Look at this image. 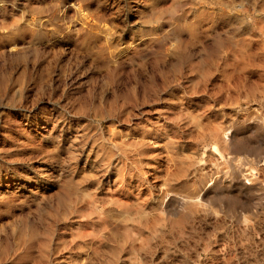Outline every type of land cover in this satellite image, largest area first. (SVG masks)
Masks as SVG:
<instances>
[{
  "label": "rangeland",
  "instance_id": "obj_1",
  "mask_svg": "<svg viewBox=\"0 0 264 264\" xmlns=\"http://www.w3.org/2000/svg\"><path fill=\"white\" fill-rule=\"evenodd\" d=\"M0 264H264V0H0Z\"/></svg>",
  "mask_w": 264,
  "mask_h": 264
}]
</instances>
